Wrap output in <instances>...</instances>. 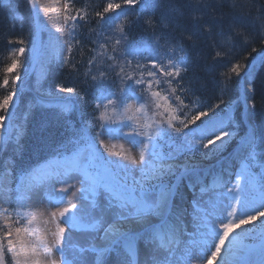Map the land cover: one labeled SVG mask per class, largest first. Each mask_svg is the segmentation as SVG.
<instances>
[{"label":"snow or ice","instance_id":"1","mask_svg":"<svg viewBox=\"0 0 264 264\" xmlns=\"http://www.w3.org/2000/svg\"><path fill=\"white\" fill-rule=\"evenodd\" d=\"M28 4L32 5L33 11H37V15L42 11L45 16H48L50 11H56L55 8L50 9L44 6L40 0H28ZM232 5L235 9L237 0H232ZM137 7H139V12L136 15L142 22L143 30L155 38L144 44L131 39L126 31L121 29L118 37L112 41L113 55L109 59L113 63L100 70L99 78L92 76L95 90L93 98L96 100L93 112L101 107L109 106L114 111L118 110L127 100H132L134 103L145 100V93H150L155 108L163 109V111L160 112L161 119L155 123L154 127L144 124L139 131L123 121L116 127L107 122L97 124L93 114H90L92 118L86 121V124L98 130L91 142L85 143L86 148L92 154L89 162L81 169L83 181H78L81 187L77 189V192H88L93 197L100 193L104 197L106 203L100 211L104 215L111 213L114 216L113 222L99 237L107 242L106 246L81 248L79 255L69 259L66 228L70 231L77 227L80 221V217L69 215L72 209L79 207L70 202L68 207L60 208L58 212L50 214L56 225L52 233L54 239L51 247L39 235L33 239L27 225L13 229L6 223L7 230H3L0 234V264H57V260L53 258V249H55V254L59 255V264H87L86 253L96 254L97 264H100L101 258L106 253L114 252L119 255L121 249L128 257H137V244L140 241H143L147 248L143 264H212L213 261H216V264H252L248 259V246H243L245 251L238 255L237 246L231 245V237L242 226L264 218V175H261L257 181L256 177L250 173L246 175L236 173L235 186H231L229 181L224 185L225 191L215 192L214 184L211 186L204 184L203 176L206 170L202 167V162H193L188 159L181 161L179 156L190 153L199 146L208 149L212 145L213 149L210 151L214 154L218 152L223 146V138L232 135L231 131L225 130V120L235 123L230 116L234 103L242 101L245 106H250L246 108L248 114L254 113L256 90L253 73L243 63L239 61L233 63L229 60L228 63L231 65L229 72L222 74L224 79L217 80L219 95L216 100L218 102L201 104L196 114L191 115L190 119L186 116L184 120H180L176 114L178 107H173L175 102L183 105L182 95L177 93L187 96L206 87V84L195 76L187 78L192 66V52L200 47L201 35L209 37L213 42L212 50L215 51V55L208 67L215 69L221 58H227L237 46L244 50L249 43L251 33L246 26L247 21L241 16H233L225 20L223 16L211 15L209 19H205V12L201 8L211 9L209 0H122V3L107 4L103 11L97 12L96 15L101 20H108L110 18L106 14L119 9L118 15L126 17L135 12ZM70 8L69 0H65L63 4L65 24L72 21L79 22L83 19L71 15ZM157 9H162V14L157 15ZM212 11L214 12V9ZM259 26L261 33L264 34V16L259 18ZM69 27L65 44L71 52L72 41L75 37L71 25ZM110 41L111 37L106 35L101 47ZM228 41L232 42V49L220 47L221 42ZM18 43L22 44L23 41H18ZM24 51V48H19L18 54ZM252 52H257V49L253 48ZM260 53H262L261 62L264 63V49H260ZM208 54L211 55V52ZM18 63L17 59H13L5 72L13 73ZM88 63L93 64V61L90 60ZM126 67L131 68L132 73L126 72ZM233 76L236 77L235 80L232 79ZM19 78L13 75L11 83L16 84ZM9 82L6 77L3 85L6 86ZM174 84L176 87H172ZM234 84L239 87V96L235 101L231 97L228 100L223 99ZM153 85L160 90H154ZM164 85H168L171 89L168 95L163 94ZM57 89L60 93L80 96V93L73 87L57 85ZM16 94L10 92L4 96L0 101V109L7 112L10 101H13ZM80 98L85 99L86 97L80 96ZM137 111L140 109L138 108ZM202 117L204 119H201ZM4 119V116H0V121ZM197 121H199L198 124ZM189 125H195V127L189 128ZM125 127L129 128L128 132L123 131ZM113 133H118L130 143L143 145L138 160L128 156L124 158L127 163L120 164L102 155L98 156L96 142L98 141L99 145L103 146L105 134ZM173 133L183 136L184 140L180 145H169L170 151L165 154L160 150L162 146L159 141L170 137ZM205 140L206 143H204ZM82 142H84L82 136L76 140V144ZM217 142L220 143L217 144ZM255 142V131L250 129L247 143L253 146ZM149 144L153 148L152 157L154 159L151 164L145 159V150L148 149ZM203 157L208 159L209 153H203ZM74 160L75 157H73V162ZM129 164L136 167L129 168ZM247 167V165L244 166L245 169ZM121 170L139 171L140 176L139 178L132 176L130 180L128 175H120ZM67 175L66 171L64 176ZM241 175H245L243 183L240 179ZM56 178L61 179V175L57 173ZM185 182H187V189L193 193L189 205L193 209L191 220L187 219L189 212L184 206L187 203L186 192L182 190L185 188ZM250 182L259 185L258 196L249 195L247 185ZM197 188H199L198 194ZM70 190V187L60 188V191L65 194ZM205 194L209 196L207 200L203 198ZM5 203L9 202L5 201ZM222 204L223 207H221ZM97 208L98 205L93 199L85 214L91 216ZM7 213L8 208L0 209V214L5 216L6 221L9 219ZM150 217L157 218L158 223H153ZM229 217H234V219H228ZM130 218H134L138 224L142 225L141 231H132L124 226L122 222ZM27 223L32 224L33 220ZM62 224L65 227H62ZM79 226L96 229L99 221ZM258 236L260 240L259 264H264V220H262ZM226 243L231 246L225 248ZM37 245L43 247V258L37 253ZM25 249H31V253L26 254ZM9 255L11 260L8 259ZM21 256L23 260L20 259ZM116 264H129V261L121 259ZM132 264H140V262L133 259Z\"/></svg>","mask_w":264,"mask_h":264},{"label":"rangeland","instance_id":"2","mask_svg":"<svg viewBox=\"0 0 264 264\" xmlns=\"http://www.w3.org/2000/svg\"><path fill=\"white\" fill-rule=\"evenodd\" d=\"M18 1H20V3L22 2V4L26 2V8L25 11L23 12L25 15H28V17L30 18V27L27 29V36L31 32V26H34L35 28L36 25V34L34 32L35 37L33 43L31 44V48L29 49L30 51L28 50L27 52L28 53L27 58L26 56L23 55L21 56L22 53L18 54L17 51L16 59L19 61L17 68L14 69L13 73L11 74L5 73V75L10 76L12 74H15L17 71H19L22 68L21 72H22L23 81L20 82L19 79L22 78L20 76H19L20 78L16 81V84L18 83L20 86H22L28 83L34 84L36 81L38 82L43 75L46 74L47 66L52 61V55H49L48 53L50 48V43L47 42H49V39H51L50 30L55 31V27L61 24V18L59 19V13L61 12L60 15L64 17V12L62 14L64 2L63 0H40V2L44 4V6L50 9L51 8L56 9V11L54 12L50 11L48 16H45L42 11L39 12V14L37 15V11H33V7L32 5L28 4V0H18ZM9 15L11 16V19L16 18L17 20H20L21 17L17 13L16 8H12L9 11ZM54 17H57L58 19L54 20L55 19ZM120 21H121L120 18L104 20L103 23L100 25V27L103 26L105 22L108 23L111 28H113L114 26L119 25ZM121 27L126 31V34L128 35L130 30L128 25L127 26L121 25ZM120 31L121 29H118L116 31L117 37ZM43 37H45V41L43 40ZM147 43L149 42H146L144 44ZM76 55L77 53L75 54L73 59H75ZM109 57H110V52L108 50L105 49L101 50V47L94 48L90 59L91 61H93V64H89L88 62L90 60L88 59L83 70H85L87 66L88 69L86 71H83V73L89 74L91 78L93 75L99 78L100 70L102 68L107 67L108 62L110 60ZM26 64L29 67L28 70H25ZM79 65H80L79 70H82V62H80ZM255 70H256V66L252 71L253 74ZM130 71L132 73V70ZM110 75H114V74H110ZM118 84L119 81L117 80V85ZM86 88L88 89V91L93 92L95 95L93 82L91 83V85L86 86ZM153 89L160 90L157 89L156 85L153 86ZM163 89H164L163 91L164 95H168L171 92L168 85H164ZM3 96L4 95L0 97V101L3 100ZM69 96L70 93H66V94L61 93V98L63 99ZM17 97L18 95L13 98V101H10L8 113L5 119L3 120V122L0 123V146L2 145L4 139L5 140L8 139L6 137V134H9V137H12L13 135L15 139H17L23 133L24 124L22 123L23 121L22 117H26L28 115V111L30 110V105L27 104L25 111H19L21 109H19L20 102L17 100ZM54 102L56 103L59 101H54ZM161 103L163 102L161 101ZM169 103H173V101H169ZM177 103L179 102L173 103V107H178V111L176 114L179 116V119L184 120L186 116L187 118L190 119L191 115L189 114L196 110L195 107L193 106L191 107V109H188V107H186L184 103L183 105H179ZM128 105H131V107H128ZM141 105H144V107H141ZM138 108L140 109V111H137ZM161 111H163V109L157 110L155 108V104L152 103V98L150 96V93H145V100H141L140 104H138L137 102L134 103L132 100H127L123 106H121L118 110L115 111L112 109L111 106L107 108L101 107L95 110L94 117L97 124L101 122H107L110 123L113 127H116L120 124L121 121H123L124 123L131 125L137 131H139L141 130V126L144 124L154 125L156 122H158L161 119L160 116ZM129 117H131V120H129ZM88 126L91 127L90 124H88ZM233 126L235 128L234 131L236 130L239 131V126L236 125ZM248 129L249 130L254 129V126L249 125ZM225 130L227 131V128H225ZM123 131L128 132L129 128L125 127ZM178 137H180V139ZM178 137L174 133L171 134L170 137H166L168 140V147L166 150L167 152L170 151L169 145L182 144L184 137L183 136H178ZM211 138L214 139V137ZM103 139H104V145L103 146L99 145V147L103 150L104 154L106 155L105 157L106 159L115 161L116 163H120V164H126L127 161L124 158L128 156H132L137 160L139 159V153L143 148V145L138 143L137 144L130 143L129 140L120 137L118 133H113L111 135L105 134ZM232 139L233 138H231V136L223 138V146L219 148V151L223 150L224 147L228 146ZM206 142L207 141L205 140L204 143ZM219 143L220 142H217V144ZM211 149H213L212 145H210L208 149L199 146L193 149V151L190 153L181 154L179 158H187L188 160L193 162L201 161L202 166H204L207 164L208 161L203 159V153L205 152H208L209 154L213 153L212 151H210ZM152 152H153L152 145L149 144L148 149L145 150V159L148 160L150 164L153 162L154 159L151 156ZM113 154H119V155H113ZM196 157L202 159L195 161L191 159ZM245 165L248 166L246 169L244 168ZM128 167L135 168L136 166L129 164ZM253 167H254V157L250 155L248 162L243 163L237 170V173H244L245 175L249 174L250 170ZM260 168L261 166H259V169ZM256 170H258V167H256ZM260 173L261 174L259 175V178L261 175H264L263 166ZM120 175L121 176L128 175L129 179L131 180L132 176L139 178L140 173L139 171L125 172L121 170ZM245 175H241L240 177L242 183L245 179ZM42 180H43L42 174H37L35 176V178L31 182L33 183V185L30 186L26 198V196L22 194V190L18 185L14 187V191L12 192L14 193L16 191L14 196L9 195L10 182L8 180V177L4 175L0 179V209L8 208L7 216L9 217V219L6 221L5 216L0 214V234H2L3 230H7V228H5L6 223L13 229L15 227L23 228L25 225H27L29 231L32 233L33 239L36 235H39L42 238H44V240L47 242L49 247H51L54 239L52 233L54 232L56 225L52 221L50 214L52 212H58L60 208L68 207L69 203L71 202L77 204L79 207L76 209H72V212L69 213V215H76L77 217H80L81 221L87 222V224H91L94 221H99V226L96 229L90 228V230L88 231H82V230L74 231L72 234L69 232V230L66 231V235L68 237L67 252L69 255V259H71L72 256L79 255V249L84 248L85 246L102 245V242L100 241L101 239H99V237L103 235L104 229L107 228L108 225L111 224L114 219V216L111 213L104 215L100 211V209L103 208L104 204L106 203L104 197H101L98 200H96V202H98L97 203L98 208L93 212L91 216H89L85 213L90 207V204L92 203V199H90L85 193L77 192V189H79L77 184H75L73 189H71L67 194L62 193L60 191V188L71 187L73 181L69 182L67 185H63L60 186L59 188H55L52 194H48V192H46L49 198L52 196H62L63 204L60 206H54L52 204H49V199L45 200L43 196H40L42 194L41 193L42 189L40 188L39 184ZM231 186H235V181L231 184ZM58 189L59 191L57 192ZM247 191L250 196L253 197L258 196L259 185L250 182L247 185ZM29 196L32 197V199H29ZM40 197H42L44 201H41ZM85 197H87V199H84ZM203 198L207 200L209 196ZM5 201H8L9 203H5ZM43 202H45V205L42 204ZM223 206L224 205L222 204L221 207ZM188 212H189L188 220H191V213L193 212V209L189 206H188ZM150 219H155V217H150ZM228 219H234V217H229ZM29 220H33V223L28 224L27 222ZM262 220H264V218H260L251 224L242 226L241 229H237L232 234L231 237V245L237 246L236 250L238 254H241L245 251V248L243 246H248V250H249L248 259L252 262V264H259V260H260V250H259L260 240L258 234L261 231ZM122 223L126 227L130 223L138 224L134 218H130L128 221H124ZM226 245H230V244L226 243ZM53 252H54L53 258L56 259L55 249H53ZM25 253L30 254L31 249H25ZM37 253L43 258L44 250L42 246L37 245ZM85 257L87 260V264H97V260L95 259V257L90 255L89 253H86ZM9 258L11 260L10 255ZM20 259L23 260V256H21ZM57 264H59V262H57Z\"/></svg>","mask_w":264,"mask_h":264},{"label":"trees","instance_id":"3","mask_svg":"<svg viewBox=\"0 0 264 264\" xmlns=\"http://www.w3.org/2000/svg\"><path fill=\"white\" fill-rule=\"evenodd\" d=\"M12 5L18 4V9L20 12L25 11L22 2L18 0H10ZM18 2V3H17ZM71 4L70 13L72 12L73 16L82 17L79 22L73 24V28H77V34H74L75 43L79 41L84 48V52L81 51V55L78 57H84L85 53L90 52L95 47H101L104 44L105 36H110L111 41L108 43L109 49H112L114 41L113 34L100 25L104 20H101L99 16L96 15L97 12H102L103 8L109 3H122V0H69ZM20 3V4H19ZM212 8H201L205 12V19H209L211 15L216 17L223 16L225 20L233 16H241L246 21V26L248 27L251 37L249 43L245 46L244 50H241L239 46L235 48L234 51H231V54L227 58H221L220 62L215 66V69L208 67L211 63L215 51L212 50L213 42L209 37L201 35V45L199 48L193 50L192 52V66L191 73L187 74V78L195 76L198 80L206 84L204 89L197 91L195 94H188L189 97L195 98L198 103L209 104L212 103V100L216 99L219 95V90L217 87V80L224 79L223 73L229 72L230 64L228 63L231 60L233 63L239 61L243 63L246 67L249 61L260 52V49H264V34L261 33L259 26V18L264 16V0H237V7L233 9L232 0H209ZM139 9V7H137ZM10 6H2L0 0V97L2 95L6 96L10 92L14 91V85L11 83L13 75H21L22 68L17 71L15 74L10 76L5 75V69L11 64L13 59H16V53L19 48H26L30 43V35L27 36V29L30 27L29 18L27 15H24V20L19 23L13 21L9 15ZM214 9V12L212 11ZM162 9H157L156 14H162ZM107 16L109 15L106 14ZM133 19V15L126 16L124 19L125 24H130ZM139 25L142 27V22L137 20ZM214 22V21H213ZM143 28V27H142ZM138 33V32H137ZM147 35L149 33L145 32ZM98 34V35H97ZM23 38V40H22ZM155 37H152L154 39ZM23 41V43H18V41ZM11 41V43H9ZM163 43V41H161ZM186 50H187V46ZM221 48L232 49V42H221ZM106 49L107 46L101 47ZM257 49V52H252V49ZM211 52V55L208 53ZM234 58V59H233ZM79 60V59H78ZM77 60L72 64L74 69ZM70 65L63 67L61 70L51 69L50 72H54L55 75L51 77V85L48 88H51L54 93H57V85H62L67 83L74 75H80L79 71L73 70ZM80 69V67L78 68ZM75 71V72H74ZM74 72V73H73ZM9 79L8 85H3V80L5 78ZM233 80L236 79L235 76L232 77ZM75 81V80H74ZM72 81V82H74ZM255 83V111L252 113L253 121L256 126L258 154L264 156V63L261 62L260 68L254 77ZM53 93V94H54ZM238 95V86L232 85L230 91L227 95L223 96V99L228 100L231 97L233 100L237 98ZM3 96V98H4ZM238 108V106L236 105ZM3 109H0V116L6 115ZM239 115V110L237 109ZM240 121V119L238 118ZM3 121H0L2 123ZM242 132L244 129L242 128ZM241 132V133H242ZM51 140V138H48ZM233 143V142H232ZM232 143L223 148V150L210 153L207 160L223 154ZM30 146V145H29ZM31 147V146H30ZM38 149H43L40 146Z\"/></svg>","mask_w":264,"mask_h":264},{"label":"bare ground","instance_id":"4","mask_svg":"<svg viewBox=\"0 0 264 264\" xmlns=\"http://www.w3.org/2000/svg\"><path fill=\"white\" fill-rule=\"evenodd\" d=\"M185 199H186V198H185ZM127 227L130 228L131 230H136V229L141 228L142 225H140V224H135V223H130V224L127 225ZM229 247H230V245H229L227 248H229ZM238 255H239V254H238ZM212 264H216V261H213Z\"/></svg>","mask_w":264,"mask_h":264}]
</instances>
